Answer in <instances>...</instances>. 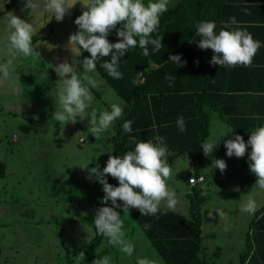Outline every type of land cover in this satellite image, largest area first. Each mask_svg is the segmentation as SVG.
Here are the masks:
<instances>
[{
    "label": "rangeland",
    "instance_id": "1",
    "mask_svg": "<svg viewBox=\"0 0 264 264\" xmlns=\"http://www.w3.org/2000/svg\"><path fill=\"white\" fill-rule=\"evenodd\" d=\"M10 2L0 0V34L5 32L7 24V16L2 11L7 9ZM22 7L17 5L10 12L23 20L33 17L29 15L30 9L22 12ZM49 16L51 13L47 12L41 0L37 19L29 21L34 29L32 46L41 55L35 59L17 56L10 78L0 87V264H79L84 261L83 246L95 237L94 227L84 219L94 212L97 203L103 201L105 195L101 194L103 185L94 177L89 178L91 168L100 165L99 170L103 171L101 163L105 149L101 148V140L99 143L86 129L75 128L72 123L61 126L53 117L58 108L55 95L57 87H54L60 79L54 70L57 64L44 56L49 45L40 42L35 45L34 40L38 36L43 41L37 35L43 24L41 28L36 26L47 23ZM79 16L74 15L73 19ZM73 24L77 26L75 20ZM56 39L63 41L64 38L59 36ZM7 58L0 56V60ZM79 58L82 61V57ZM75 72H83L82 64H78ZM2 75L0 73V77ZM88 75L101 79L96 71ZM94 88L99 90L97 85ZM108 92L103 86L100 100L96 99L97 95L92 96L86 115H90L88 110L93 109L94 104L95 109H101L105 103L107 107L112 103H120L121 106L125 104L109 87ZM103 99L106 102L101 101ZM57 124L62 128L59 129ZM106 132L109 138L114 134L110 128ZM81 138L86 139V142L83 143ZM215 152L219 156L221 151ZM167 159L172 169L168 186L176 192L179 208L175 209L180 212L190 202L189 188L184 181L181 183L175 179L178 176L173 171L180 172L178 169L183 167L182 164H187L186 169L190 172L194 169L189 155L171 154ZM230 159L232 164L227 165L226 172L216 174L217 168L213 165L207 166L205 171L209 179L201 184L206 193L201 207L202 220L206 222L204 230L211 229L210 225L215 220L229 226L236 222H251L254 213L242 211L249 195L256 202V210L259 209L257 206L264 204V197L259 195L264 190L254 188L248 191L246 177L237 174L240 170L239 158ZM87 166V169L83 168ZM69 168L71 172L67 171ZM81 180L90 181L95 190L88 183L85 189L88 192V187L92 188L89 191L91 194L88 193L84 198L75 196L72 200L69 183L74 182V191L77 193L83 188ZM249 183L253 187L256 185L255 174L251 175ZM238 187L243 188L242 194L230 191ZM222 203L224 208H218ZM237 207L240 212L235 210ZM218 209L224 213L222 217ZM118 212L123 221L125 238L134 245V252L131 256L122 253L118 247L109 244L105 237L97 254L100 257L109 256L110 264H137L138 258H149L155 260L156 264H166L130 213H124L123 207ZM236 230L243 231L244 228L239 225ZM103 251L105 253L101 255ZM81 252L84 256L79 255Z\"/></svg>",
    "mask_w": 264,
    "mask_h": 264
},
{
    "label": "clouds",
    "instance_id": "2",
    "mask_svg": "<svg viewBox=\"0 0 264 264\" xmlns=\"http://www.w3.org/2000/svg\"><path fill=\"white\" fill-rule=\"evenodd\" d=\"M22 3L21 11L30 9L29 15L38 14L41 9V0H22ZM77 3H80L84 10L75 20L78 31L70 35L68 47L72 52L74 47L77 48L76 57L80 56L82 49L90 53V58H84L82 61L74 59L72 63L65 60L54 67L60 79L55 92L58 108L53 117L61 124L68 121L74 124L77 117L84 119L85 111L93 99L87 85L96 86L95 80L88 73L95 72L97 60L110 57L104 60L101 67L113 79H122L119 63L130 48L139 45L144 56L149 55V45L153 46L154 52L161 50L163 37L152 38V33L159 26L160 16L168 10L169 0H148L147 3L144 0H78ZM43 5L58 22L63 21L65 15L75 6L70 4L69 0H43ZM242 11L251 14L247 8ZM6 20L5 32L0 34V56L8 58L0 60V73L3 74L0 77V87H3L10 78L17 56L35 59L41 55L32 46L34 31L32 24L19 18L14 12H8ZM237 23L235 17H230L229 22H222V27L217 33L215 22H197L195 34L200 37L198 46L204 50L211 49L214 53L210 64H218L221 67L251 66L261 45L248 31L233 27ZM113 30H117L119 37L116 43H111L108 39ZM170 61L183 66L179 55L170 56ZM77 64L83 66L81 74L74 71V65ZM174 78L165 75L166 80L171 81ZM137 82L134 79L132 83ZM122 115L123 108L120 103H112L110 110L101 111L99 115L97 110L93 109L89 119V133L94 135L96 140L99 139L101 133L107 131ZM176 124L180 132L186 131L182 116L178 117ZM131 125V121H125L122 128L125 132L131 133ZM130 139L135 145L133 150L125 152L123 156L109 155L102 172L99 165L89 170V178L94 177L103 185L105 195L102 204L106 205L111 201L113 205L97 209L94 220L96 230L98 234L108 239L109 244L118 247L128 256L133 254L134 245L125 238L121 215L114 210L121 206L117 202H123L124 213L135 208L143 216L156 215L162 202L166 204V210H174L178 203L176 192L168 186L172 169L166 158L168 148L164 138L157 135L148 141H138L135 137ZM217 145L211 139L205 140L201 144L203 154L209 156ZM249 146L251 147L249 168L257 177L254 188L264 190V126H257L251 131L247 142L240 135L225 142L229 157L234 155L243 158ZM212 167L219 168L223 173L227 165L223 159H216ZM83 168L87 169L88 166ZM107 175L118 180L119 186L110 184L105 178ZM235 190L239 191V188ZM242 211L247 213L256 211V202L250 195ZM219 215L222 217L224 213L220 211ZM148 227L150 225L146 224L145 228ZM79 255L84 256V253L81 252ZM110 261L109 256H103L95 259L92 264H110ZM137 264H156V261L138 258Z\"/></svg>",
    "mask_w": 264,
    "mask_h": 264
},
{
    "label": "crops",
    "instance_id": "3",
    "mask_svg": "<svg viewBox=\"0 0 264 264\" xmlns=\"http://www.w3.org/2000/svg\"><path fill=\"white\" fill-rule=\"evenodd\" d=\"M77 2L78 0H69V3L72 5H75ZM147 2L148 0H146V3ZM17 5H23L22 0H18L12 9L6 11L4 15L7 16L8 12L12 11ZM245 8L249 9L251 12L250 15L242 11V9ZM83 10L82 5L77 3L69 10L68 14L65 15L63 21L59 22L50 12L51 16H49L47 23H39L38 26H36L41 28L43 24V31L41 30V32L37 34L43 41L38 39L35 45L39 42L49 45V49L44 51V56L48 59H52L57 65L65 60L72 63L76 57L77 48L74 47L72 52L68 47V43L70 35L78 31V26L75 27L73 24V20H76L73 19V16L82 15ZM4 11L5 10H3L2 13ZM166 12L170 13L169 17L172 23H176L165 31L168 36L167 39L162 40L163 46L161 48V54L163 55L167 52L176 50V55L181 56V63L183 66H178L174 62H170L168 66H164V68H169V72L164 73L162 76L163 88H168L170 91H173L174 86L177 87L179 91L181 87L188 86V88H192L194 94L193 108H197L195 102L198 100L197 94L202 96L200 99L206 101L204 110L208 113L210 119V135L208 139L218 144L209 156L202 155V166L200 169H195L191 155L186 154L191 158V164L194 169L193 172L186 169L187 164L184 165L182 163L180 164H182L183 167L178 169L181 174L180 172L176 173L173 171L174 174L178 176L175 179L181 183L184 181V184L188 186L189 197L194 193L195 189H198L201 192L203 201L206 197V193L202 185L209 179V176L205 173L207 166L213 165V161L216 159H223L226 165L229 163L232 164L230 158L236 157L234 155L232 157L227 155L225 142L228 139H234L236 135L243 136L245 142H247L250 138L251 131L257 126H264V0H169L168 10ZM230 17H235L238 22L237 25L233 27H239L242 30L248 31L256 41L260 42L261 46L256 52L251 66L245 67L238 65L235 67H221L218 64L212 65L210 64V60L214 55L213 51L211 49L204 50L198 46L200 37L195 34L197 31V22H215L217 25L216 32L218 33L222 27V22H229ZM33 19H37L36 14L24 20L29 22ZM59 36L64 38L63 41L66 43L57 41L56 38ZM34 38L39 37L35 36ZM60 42L63 43L61 44ZM82 52L83 50L81 49V54L76 57V60H79V57H82V60L84 59ZM150 67L153 69L154 64H151ZM77 68L78 64L74 65V71ZM166 74L175 78L171 81L166 80ZM93 79L99 90L97 91L91 85L87 86L89 87L91 95H97L96 99L100 100L99 97L101 96L102 87L104 86L108 92L109 86L102 78L94 77ZM57 86V84L54 85V87ZM101 101L106 102L104 99ZM105 104L102 105L101 109H96L98 115L101 111L110 110V106L107 107ZM124 105L121 107L124 108ZM94 106L95 104L93 105V109H95ZM93 109L88 110L90 114ZM166 109L164 115H162L165 118L181 117L190 113L191 110L188 106L186 107L185 104H182V102L169 104ZM120 118L114 121L109 127L114 131L112 137L109 138L105 131L101 133L98 139L99 143L101 140V148L105 149L104 160L101 163L103 168L106 167L109 155H113L114 144L112 139L117 133V124ZM89 119L90 115L88 116L85 113L84 119L77 117L76 123L72 124L75 128L81 127L80 129H86V132H89ZM69 123H71V121L63 124L60 123V125H72ZM80 123H82V126H80ZM60 125L57 124L59 129L62 128ZM80 140H83V143L86 142L84 138ZM104 141L107 142L105 143ZM106 149H110V151L108 150L106 153ZM247 150L248 155L246 153L243 158H239L240 170H236L238 171L237 174L243 178L246 177V189L249 191L251 189L254 190V187L249 183L250 177L254 173H252L249 168L251 147L249 146ZM215 151H221L220 155L218 156ZM171 154L176 153H168V156ZM179 155L185 156V154ZM168 156L166 158H168ZM67 171L71 172V168L67 169ZM226 171L227 167L224 172ZM218 173H222L219 168H217L216 171V174ZM195 176L205 177V182L202 185L192 186L189 180L191 177ZM108 178L109 175L106 176L107 180ZM73 183L72 181L69 183L70 186L68 189L72 200H74L75 196L84 198L88 193L91 194L89 191L93 186H91L90 181L87 180L83 182L81 180V183H83V190L81 189L77 191V193L74 191ZM88 183L92 188L90 189L88 187L89 191L87 192L85 187ZM238 188L239 191L233 189L230 191H236V193L240 192L242 194L243 188ZM94 190L95 188H93V191ZM101 194L104 195L103 186H101ZM92 195H94L93 192ZM259 195L264 197V193L259 192ZM259 206H257L259 209L254 212L252 221L247 222V224L236 222L232 226H229L227 223L219 224V221L215 220V222L210 225L211 229L208 228V230H204L206 222L203 220L201 251L199 253L200 259L209 264H264V204L261 207ZM160 208H166V204L162 202ZM175 208H179L178 203ZM218 208H224L223 203L219 205ZM235 210L240 212L239 207ZM235 210L232 209L233 212ZM172 211L190 218V202L182 211L179 212L177 209ZM217 211L219 212L220 210L218 209ZM206 212L207 211H205V213ZM51 215H53V213H51ZM239 225L244 228L243 231L236 230ZM230 228H232L231 231L229 230ZM245 252L246 255L243 258Z\"/></svg>",
    "mask_w": 264,
    "mask_h": 264
},
{
    "label": "trees",
    "instance_id": "4",
    "mask_svg": "<svg viewBox=\"0 0 264 264\" xmlns=\"http://www.w3.org/2000/svg\"><path fill=\"white\" fill-rule=\"evenodd\" d=\"M17 1L11 0L7 10H10ZM169 14V12H165L160 16L159 26L152 33V38L163 37V39H167L168 35L165 31L176 23H172ZM119 27L120 25L117 26V28ZM38 39L34 38V40ZM108 39L111 43L118 42L117 30H113ZM148 48V56H144L143 50L137 45L135 48H130L121 58L119 71L123 74L122 79H113L101 67L104 60L110 59V57L99 59L96 62L95 71L125 102L123 115L117 124V133L112 139L114 144L113 155L123 156L125 152L133 150L135 145L131 142V137H135L138 141H148L159 135L164 138L168 153L189 154L195 169H200L203 155L201 144L210 135V119L204 110L206 101L200 99L202 96L197 94L198 100L195 101L197 108H193L194 94L192 88L181 87L179 91L174 86L173 91L168 88L164 89L162 76L169 72V68H164V66H168L171 62L170 56L176 55L177 52L174 50L162 55L161 50L154 52L152 45H149ZM82 56L83 58H90V53L83 51ZM151 64H154L153 69L150 67ZM134 79L138 81L136 84L132 83ZM176 102H182L191 109L190 113L182 116L186 126L184 132L178 130L176 124L178 117L165 118L162 116L168 105ZM125 121L132 122L131 133L125 132L122 128ZM1 165L3 167L2 163ZM108 182L114 186H119L118 180L110 175ZM202 198L198 189H195L194 193L190 195V218L172 210H166V208H160L156 215L149 214L146 216H143L138 209L131 208L129 210L135 223L142 229L144 235L160 253L166 264H209L199 257L203 221ZM117 203L121 206L115 208L116 211L123 207L122 201ZM102 206L113 207L111 201H108L106 205L99 201L94 212L84 219L94 227L95 237L89 244L83 246L85 260L79 264H92L95 259L100 257L97 250L102 245L105 236L98 234L94 220L97 209ZM146 224L150 227L145 228ZM104 253L105 251L101 252V255ZM245 255L246 252L243 254V258Z\"/></svg>",
    "mask_w": 264,
    "mask_h": 264
},
{
    "label": "built area",
    "instance_id": "5",
    "mask_svg": "<svg viewBox=\"0 0 264 264\" xmlns=\"http://www.w3.org/2000/svg\"><path fill=\"white\" fill-rule=\"evenodd\" d=\"M14 138H16V136H14ZM81 141H83V140H81ZM191 181V185L192 186H198V185H200V184H203L204 182H205V177H191L190 178V180H189V182Z\"/></svg>",
    "mask_w": 264,
    "mask_h": 264
}]
</instances>
